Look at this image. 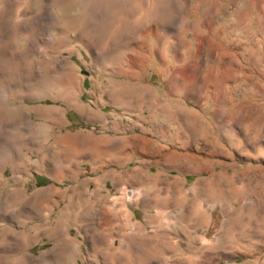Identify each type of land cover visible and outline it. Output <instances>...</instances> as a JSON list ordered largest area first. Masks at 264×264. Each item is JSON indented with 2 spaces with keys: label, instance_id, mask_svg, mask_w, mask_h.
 Masks as SVG:
<instances>
[{
  "label": "clouds",
  "instance_id": "clouds-1",
  "mask_svg": "<svg viewBox=\"0 0 264 264\" xmlns=\"http://www.w3.org/2000/svg\"><path fill=\"white\" fill-rule=\"evenodd\" d=\"M0 264H264V0H0Z\"/></svg>",
  "mask_w": 264,
  "mask_h": 264
}]
</instances>
